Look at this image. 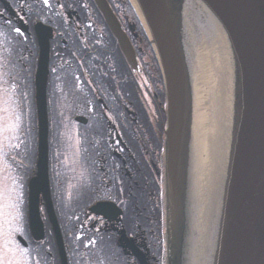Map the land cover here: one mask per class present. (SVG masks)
I'll use <instances>...</instances> for the list:
<instances>
[{
	"label": "flooded vegetation",
	"instance_id": "flooded-vegetation-1",
	"mask_svg": "<svg viewBox=\"0 0 264 264\" xmlns=\"http://www.w3.org/2000/svg\"><path fill=\"white\" fill-rule=\"evenodd\" d=\"M106 1L131 60L94 0H0V158L12 178L0 221L15 244L0 243V264H63L43 194L40 241L29 222L39 25L50 38L49 186L67 264H164L165 86L129 0Z\"/></svg>",
	"mask_w": 264,
	"mask_h": 264
},
{
	"label": "water",
	"instance_id": "water-1",
	"mask_svg": "<svg viewBox=\"0 0 264 264\" xmlns=\"http://www.w3.org/2000/svg\"><path fill=\"white\" fill-rule=\"evenodd\" d=\"M128 60L135 57L106 0H94ZM155 52L166 100L165 264H264V0H129ZM36 74L37 173L29 222L43 238L50 198L49 39Z\"/></svg>",
	"mask_w": 264,
	"mask_h": 264
},
{
	"label": "rangeland",
	"instance_id": "rangeland-1",
	"mask_svg": "<svg viewBox=\"0 0 264 264\" xmlns=\"http://www.w3.org/2000/svg\"><path fill=\"white\" fill-rule=\"evenodd\" d=\"M11 128L10 129H6V130L7 131H10ZM6 134H7V132H6ZM7 135H13V134H7ZM1 162H3V161L0 158V167L2 168V170L0 172V199L3 200V199H6V198H9L10 197L9 194H7L6 190L8 192H10L9 189H7V184H8V182H9L10 179L12 181V178H11L10 173L8 172L7 163H5V162L1 163ZM2 184L3 185L6 184L5 190H4L3 186H2ZM0 206H1V203H0ZM3 209H4V204L1 207V210H3ZM12 239L13 238H12L11 231L8 230L5 222L0 221V243L1 244L2 243L4 244V247H5L4 250H10V251H8L9 253H12L13 252V248L15 247V244L12 242Z\"/></svg>",
	"mask_w": 264,
	"mask_h": 264
}]
</instances>
